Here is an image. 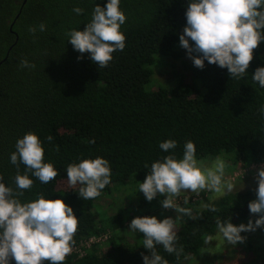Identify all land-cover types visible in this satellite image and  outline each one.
I'll return each mask as SVG.
<instances>
[{
  "label": "trees",
  "instance_id": "obj_1",
  "mask_svg": "<svg viewBox=\"0 0 264 264\" xmlns=\"http://www.w3.org/2000/svg\"><path fill=\"white\" fill-rule=\"evenodd\" d=\"M105 2L96 0L101 6ZM77 6L84 9L80 16L72 11ZM120 7L126 15V46L112 54L107 67L98 68L87 53L78 60L80 54L65 35L72 28L83 30L93 8L90 0H0V175L6 183L13 180L16 167L9 163V154L16 139L37 133L44 142V159L55 165L58 175L48 184L32 178L33 187L22 199L43 193L72 206L79 218L73 249L112 233L106 249L82 248V254L72 252L63 264H142V253L148 254L143 233L132 246L118 231L134 217L151 216L162 208L159 196L146 201L138 185L148 173L145 164L167 155L158 147L163 140H177V154L185 141H193L203 161L219 155L241 170L264 164V117L259 111L264 89L251 79L255 69L264 66V41L253 50L248 73L241 78L207 61L203 69L197 68L188 57L181 63L186 74L174 73L170 87L154 90L150 85L157 59L163 64L165 59L183 58L179 35L186 24L187 0H121ZM40 23L46 25L43 32H29ZM23 59L35 67L22 68ZM89 156L108 159L112 177L100 196L83 200L78 185H59L68 184L65 169L70 162ZM120 189H134L137 195L130 202L132 214L102 213L100 199ZM198 195L186 206L200 215L176 225L179 256L158 247L169 264H187L188 257L198 254L217 233V216L231 217L236 225L256 218L247 207L256 192L228 194L214 202L203 191ZM209 203L216 212L201 208ZM241 235L245 239L240 243L249 252L264 250L245 244L252 237L264 238V230Z\"/></svg>",
  "mask_w": 264,
  "mask_h": 264
},
{
  "label": "clouds",
  "instance_id": "obj_2",
  "mask_svg": "<svg viewBox=\"0 0 264 264\" xmlns=\"http://www.w3.org/2000/svg\"><path fill=\"white\" fill-rule=\"evenodd\" d=\"M93 4L90 19L83 30L72 28L65 33L74 51L88 58L98 68H105L113 60V53L123 51L126 36L122 31L126 15L120 7L121 0H106L103 6ZM72 11L80 16L81 7ZM186 24L179 35V45L187 52L195 67L203 69L205 61L226 68L232 78H241L248 73L253 50L264 41V0H187L185 10ZM44 23L30 27L29 32H43ZM22 68H34L27 59L20 62ZM252 81L264 89V66H258L251 74ZM264 117V106L259 109ZM49 142L51 135L46 138ZM90 143H94L90 141ZM178 141L166 139L158 147L167 155L160 156L151 164L144 180L138 185L146 201L151 202L158 196L164 209H174L176 217L153 216L134 217L127 230L143 233L142 246L148 254L142 253V264H169L158 247L177 257L182 249L177 248L178 221L187 217L196 219L187 197L181 206L176 199L183 192L199 194L209 191L217 195L236 190L235 184L225 178L226 163L222 156H216L210 163L198 159L196 145L187 140L180 154H177ZM14 151L9 154V163L16 167L11 182L6 183L0 175V264H63L75 245L74 235L78 229L79 218L72 206L63 199H51L39 193L34 199H22L25 190H31L33 179L41 184L53 181L58 171L51 161L44 159V142L37 133L29 131L15 141ZM23 165V171L20 166ZM70 187H78V195L83 200L95 199L111 183L112 170L108 159L102 156L78 158L70 162L66 169ZM256 198L248 202L250 214L256 216L248 223L239 225L231 222V217L222 219L217 216V233L231 246L243 242L241 233L264 230V166L255 174ZM242 188V187H241ZM240 189V188H239ZM238 189V190H239ZM201 208L216 212V207L202 204ZM211 239V237H209ZM207 242V241H206Z\"/></svg>",
  "mask_w": 264,
  "mask_h": 264
},
{
  "label": "rangeland",
  "instance_id": "obj_3",
  "mask_svg": "<svg viewBox=\"0 0 264 264\" xmlns=\"http://www.w3.org/2000/svg\"><path fill=\"white\" fill-rule=\"evenodd\" d=\"M183 28L180 30V34L183 32ZM180 51L183 54V58L180 61L165 59L164 63L160 64L159 58L157 59L158 61L156 62L158 63V66H156V68L154 69L153 80L152 84L150 85L152 89L156 90L159 86L170 87V85L172 84L174 73L186 74L182 68L181 63L182 61H186L188 59V55L186 50L181 46ZM205 162L210 163L211 160ZM225 163V178L230 179L235 184L236 190L223 195H217L205 190L203 192L207 195L209 201L214 202L228 194H242L247 191L256 192L257 183L254 178L256 170L264 165L241 170L234 165L231 167V165H229V162H227L226 160ZM66 187H68V184L59 185V188ZM133 191L134 189H131L130 192H125L124 190L120 189L118 192H114L113 195L109 198L100 199V202L98 203L99 210L107 215L115 213L121 215L130 214L132 208V205L130 206V202L137 199V195H135V192ZM195 195L197 194L192 192H183L181 193V196L176 199V203H179L181 206H185L183 202H179L178 199H184L185 197L190 198ZM160 199H163V197L159 196V200ZM113 203H115L116 205H113ZM198 210L199 206L196 207V211ZM193 214L195 215L194 212ZM153 215H155L158 219H161L165 216H171L175 218L177 213L174 209L160 208L151 216ZM186 218L187 217H184L183 220L178 221L177 224L184 222ZM129 223L130 221H127L124 225L125 228L120 229L118 232L119 236L127 241L125 243H130L132 246H134L140 242V235L139 233H134L131 230H127ZM111 236L112 233L107 235V238L106 236L103 237L94 245H97L100 251H102V249H106V247L108 246L107 239ZM245 244L264 248V238H260V236L252 237L251 239L245 240ZM185 262H187V264H264V250L260 253L249 252L247 246H242L240 242H237L235 246L228 245L224 241V239L220 237L218 233H216L211 237V239H207L206 244L198 254L188 257Z\"/></svg>",
  "mask_w": 264,
  "mask_h": 264
},
{
  "label": "built area",
  "instance_id": "obj_4",
  "mask_svg": "<svg viewBox=\"0 0 264 264\" xmlns=\"http://www.w3.org/2000/svg\"><path fill=\"white\" fill-rule=\"evenodd\" d=\"M262 165H264V164H262ZM259 166H261V165H259ZM252 167H257V166H252ZM252 167H251V168H252ZM198 196H199V195L197 194V195L192 196V197H190V198L188 197L187 199H188L189 201L194 202V201H197V200L199 199ZM183 200H184V199H181V198L178 199L179 202H183ZM177 204H178V203H177ZM104 237H105V236H104ZM102 238H103V237H102ZM102 238H98V239L92 238V239L88 240V242H86V243H84L83 245H81L80 247L74 248V249L72 250V252L77 253V254H82V253H83L82 248H84V249L89 248L91 245H94L95 243L99 242ZM106 238H107V236H106ZM72 252H71V253H72Z\"/></svg>",
  "mask_w": 264,
  "mask_h": 264
}]
</instances>
